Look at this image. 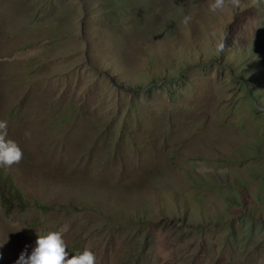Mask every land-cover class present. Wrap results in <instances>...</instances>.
Returning a JSON list of instances; mask_svg holds the SVG:
<instances>
[{"label":"rangeland","instance_id":"374dc122","mask_svg":"<svg viewBox=\"0 0 264 264\" xmlns=\"http://www.w3.org/2000/svg\"><path fill=\"white\" fill-rule=\"evenodd\" d=\"M213 2L0 0V264H264V0Z\"/></svg>","mask_w":264,"mask_h":264},{"label":"clouds","instance_id":"9594fccd","mask_svg":"<svg viewBox=\"0 0 264 264\" xmlns=\"http://www.w3.org/2000/svg\"><path fill=\"white\" fill-rule=\"evenodd\" d=\"M240 0H214L209 5L211 12H222L227 6L239 7ZM190 18H185V23ZM224 43L219 44L222 51ZM7 121H0V166L11 167L18 164L23 158V151L14 140L7 139ZM35 247L28 255L21 252L16 264H96L95 254L88 248L82 253L77 252L69 258L67 245L63 239L62 231H49L45 235L37 233Z\"/></svg>","mask_w":264,"mask_h":264},{"label":"trees","instance_id":"16d2710c","mask_svg":"<svg viewBox=\"0 0 264 264\" xmlns=\"http://www.w3.org/2000/svg\"><path fill=\"white\" fill-rule=\"evenodd\" d=\"M6 184L10 185L12 184L11 182H6ZM10 189V188H9ZM11 190V189H10ZM12 191V190H11ZM5 205H8L7 203H5Z\"/></svg>","mask_w":264,"mask_h":264}]
</instances>
